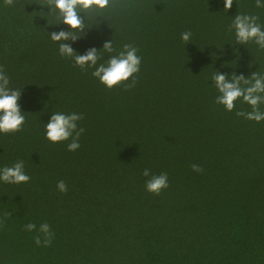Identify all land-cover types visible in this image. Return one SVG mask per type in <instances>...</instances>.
Wrapping results in <instances>:
<instances>
[{"label":"trees","instance_id":"obj_1","mask_svg":"<svg viewBox=\"0 0 264 264\" xmlns=\"http://www.w3.org/2000/svg\"><path fill=\"white\" fill-rule=\"evenodd\" d=\"M42 5L0 0V67L21 90L25 116L20 131L0 133V168L22 160L30 177L0 181V264H264V121L236 115L252 111L242 98L232 111L216 103L211 79L264 74V49L237 44L229 31L236 14L255 15L264 28V8L256 0H233L228 10L224 0H110L80 13L86 28L65 41L78 55L97 49L99 66L126 44L138 49L139 72L109 89L95 68L60 55L50 34L71 29ZM56 112L82 115L77 150L46 139ZM146 168L167 173L159 195L145 189ZM61 180L67 192L57 189ZM44 222L53 233L47 247L34 240L43 242ZM29 223L36 230L26 231Z\"/></svg>","mask_w":264,"mask_h":264},{"label":"clouds","instance_id":"obj_2","mask_svg":"<svg viewBox=\"0 0 264 264\" xmlns=\"http://www.w3.org/2000/svg\"><path fill=\"white\" fill-rule=\"evenodd\" d=\"M14 0H4L5 6H12ZM110 0H46V5L49 9L48 14L57 17L60 23L70 27V31L52 32L50 38L59 44V53L62 56L71 57L74 62L82 70L87 68H95L92 75L99 79L107 88L111 89L122 82H126L134 74L140 70L141 57L137 55L138 49L132 45H124V50L118 55L111 56L106 63L99 64L100 59L98 51L91 48L84 55H78L73 48L65 41H76L81 37L85 27V17H81L80 13L90 11H101L109 6ZM233 0H224V9L232 7ZM257 8H264V0H256ZM259 17L255 15L236 14L232 23L229 25V31H235L237 44L243 45L250 41H254L260 49H264V28L257 22ZM192 33L185 31L181 33V39L188 42ZM103 49L107 52H113L112 42H107L103 45ZM214 85L220 95L216 97V103L221 104L227 111H232L235 108V102L238 99L243 100L251 106V112L238 111L237 116H242L246 120L256 121L257 123L264 121V112L260 111L259 105L264 103V74L258 72L252 73L248 78L243 75L232 74L230 77L216 71L211 77ZM10 80L0 67V133H14L21 130L25 122V116L21 111L18 101L21 95V90H13L9 88ZM132 84H126L125 89L133 87ZM245 85V86H242ZM83 119L82 115L77 113L64 114L52 113L50 120L46 124V139L52 143L69 141L68 151H75L80 147L79 138L84 132L83 128L77 127V121ZM192 170L201 172L202 168L197 165H192ZM143 175L149 177L145 182V189L149 193L159 195L160 192L166 189L168 184L167 173L159 175H150V169H144ZM30 180L29 175L24 171V162L17 161L12 166L0 168V181L10 184L27 183ZM57 189L60 192H67L66 183L61 180L57 183ZM5 217L10 216L6 212ZM26 231L36 230L34 223L25 225ZM39 232L43 234L44 240L41 241L40 235L34 237L37 246L41 243L45 247L50 246L53 233L50 230L48 223L44 222L39 227Z\"/></svg>","mask_w":264,"mask_h":264}]
</instances>
